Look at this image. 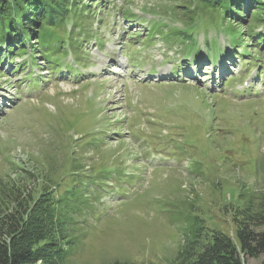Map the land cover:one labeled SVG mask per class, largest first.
<instances>
[{"label":"rangeland","instance_id":"374dc122","mask_svg":"<svg viewBox=\"0 0 264 264\" xmlns=\"http://www.w3.org/2000/svg\"><path fill=\"white\" fill-rule=\"evenodd\" d=\"M99 2L84 29L103 43H84L79 63L64 56L75 72L50 73L38 55L41 77L29 86L21 69L11 74L15 63H1L0 184L89 199L73 238L58 236L73 248L67 264H184L183 244L197 252L216 232L236 238L264 200V46L252 47L251 65L228 57V23L193 0ZM217 41L226 57L212 64L205 44ZM199 43L201 59H191Z\"/></svg>","mask_w":264,"mask_h":264},{"label":"trees","instance_id":"16d2710c","mask_svg":"<svg viewBox=\"0 0 264 264\" xmlns=\"http://www.w3.org/2000/svg\"><path fill=\"white\" fill-rule=\"evenodd\" d=\"M99 1L0 0V65L4 60L15 63L11 74L17 76L20 74L18 69H21L22 78L29 80V86L38 84V79L27 72L39 67L38 55L47 63L50 73H57L61 68L75 70L63 60L69 49L75 60H83L85 58L80 51L85 42L94 39L103 43L101 37L84 29L85 19L93 16ZM194 1L200 9L205 7L209 17L214 18L218 14L222 16L218 21L228 23L233 44L240 49L238 52L235 49L234 53L241 55L240 59H256L252 47L254 50L260 48V44L264 45V29L255 30L256 25L264 23V0ZM110 7L113 3L103 9ZM129 15L125 12L124 18H129ZM187 18L192 21L193 15L189 14ZM235 23L246 25V34L240 32ZM89 27L91 29V22ZM184 37L190 39L192 35ZM246 37L247 41L243 39ZM24 55H27L24 61L16 62V58ZM108 174L105 171L99 177L106 178ZM47 179L54 182L50 177ZM45 181L43 176L42 184ZM56 193L57 189L54 190L50 184H44L41 189L35 184L30 188L16 181L10 185L0 184V264H67L73 248L64 249L57 240L58 236L68 234L73 238L69 233L75 229L72 225L77 221V213L88 207L90 202L88 198L83 199L80 192L70 195ZM246 214L247 221L238 226L236 238L216 232L210 242L197 252L192 249V243H185L179 251L180 259L184 264H244L246 258L264 256V200L258 209L248 208Z\"/></svg>","mask_w":264,"mask_h":264}]
</instances>
